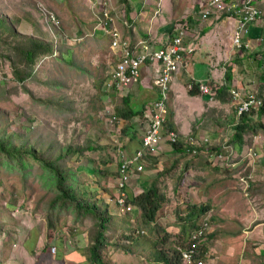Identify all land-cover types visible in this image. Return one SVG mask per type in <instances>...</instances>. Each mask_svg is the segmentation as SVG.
Segmentation results:
<instances>
[{
    "label": "rangeland",
    "instance_id": "obj_1",
    "mask_svg": "<svg viewBox=\"0 0 264 264\" xmlns=\"http://www.w3.org/2000/svg\"><path fill=\"white\" fill-rule=\"evenodd\" d=\"M205 1L127 0V3L140 2L135 9L132 7L133 19L127 21L123 18L121 0H0V57L4 60V69L0 70L2 74L3 70L7 72V76L3 75L4 82L0 83V137L38 150L50 148L46 154L50 157L57 156L64 144L90 146V149L84 148L78 161H68V166L79 176L85 198L97 204L101 211L108 208L109 221L98 250L103 264H165L166 261L185 264L181 253L193 243L191 238L203 223L205 233L197 248L206 264H264V130L245 134L242 145L229 143L227 136L234 133L239 116L228 121L226 117L224 125L220 124L225 133L229 131L227 135L222 132V144H209L210 140L201 136L206 142L197 154L188 156L185 151L190 158L180 157L193 171L185 178L189 182L183 195L172 200L174 210L169 207L166 212L156 213V225L153 221L144 224L140 210L133 204L132 211L115 205L120 117L111 125L104 106L109 100L116 111L122 100L114 94L106 97L103 89L107 73L116 60L110 53L108 37L92 32L103 4H108L105 7L111 12L115 26L128 33L127 26L134 32L142 31L140 26L144 24V31L154 32L161 25H167L166 21L155 19L153 22L148 17L144 22H137L140 11L152 17L158 9L162 12L168 9V19H172L173 25L180 20L189 21L185 17L194 15L195 20L189 21V27L200 23L197 26L200 29L205 20L199 21L197 16ZM256 6L264 16V0L256 2ZM193 29L190 32L196 38ZM25 38L52 42L59 48L54 52L59 57L42 56L31 74L18 81L10 74L14 65H18V50ZM201 47V52L194 54L196 65L205 54V48ZM190 72L196 74L194 67ZM250 114L251 121L264 125L259 112ZM225 149L232 151L227 162L214 159L225 154ZM163 165L168 172L175 168L173 165L169 171L168 163ZM93 169L100 174L94 176ZM198 170L207 171L199 173ZM173 172L167 173L168 178L172 177L169 183L163 184L160 177L157 179L158 189H169L185 176L178 168ZM210 180H214L211 188L216 195L212 199L208 196ZM93 183L96 185L92 186ZM198 192L204 194V202H198ZM50 195L37 179L30 178L24 188L16 172L0 168V223L4 230L0 235V264H90L89 248L99 230L97 217L91 213L75 221L74 215L61 214L54 218V227H50L43 210ZM133 198L129 196L131 201ZM110 202L114 203L112 207ZM201 205L205 211L192 220L187 219L189 208L196 206L194 210H199ZM53 247L55 253L50 251ZM155 251L162 253L165 260L158 262L156 258L161 255L154 256Z\"/></svg>",
    "mask_w": 264,
    "mask_h": 264
},
{
    "label": "crops",
    "instance_id": "obj_2",
    "mask_svg": "<svg viewBox=\"0 0 264 264\" xmlns=\"http://www.w3.org/2000/svg\"><path fill=\"white\" fill-rule=\"evenodd\" d=\"M261 1L262 0L255 1V5L256 2ZM139 3L140 2L127 3L130 11L128 16H123L124 20L126 19L129 21L133 19L131 12L132 7L135 9V5H140ZM144 3L150 4L149 2ZM167 11L168 9L163 10L164 14L161 9H158L154 11L152 17L147 16L144 10L139 12V17L137 19L139 23L144 22L145 17L153 18V22L157 19V21L162 20L168 23L167 25H161V27L154 32L144 31V24L142 26L136 24L135 26H140L142 31L135 30L133 32V28L130 29L124 22L123 24L127 26L128 33H121L130 40H136L142 37L154 43L156 47L162 46L176 33V26L173 25L171 18L168 19ZM185 18H189V21L195 20L194 15L186 16ZM197 19H199V21L201 20L200 15L197 16ZM204 22L205 25L200 27V29L197 28L200 23L196 26L194 23L192 27H189V30L194 27L193 31L195 28L198 29L195 30L196 33L194 34L197 35L196 38L193 37L195 44L194 53L185 56V62H187L186 68L173 74L166 101L168 115L165 126L166 129L177 131L183 137L189 134L204 136L210 140L209 144L219 146L224 141V134L222 132L225 133L224 127L220 124L224 125L223 122L226 117L227 121L231 118L235 119L236 117L235 105L230 95V89L240 91L244 96L250 93H256L259 97H264V39H261L262 33L264 32V16H262L261 21L251 26V34L247 37L250 48L242 50H236L232 46L231 33L235 25L233 18L221 13L212 14ZM190 34L192 33L190 32ZM259 35L261 36L258 39ZM259 40H261L263 44ZM202 45L205 48V50L203 49L205 54L200 62L198 61L199 65H196L194 54L195 52H201ZM109 49L110 53L115 56V52L110 47ZM191 67H194V72H196V74L190 72ZM200 68H202V71H200ZM152 75L150 64H146L145 67L141 69L139 78L134 80L129 88L119 94L122 100L120 110H122L123 114L120 116V132H118L120 133V140L119 137L116 140L119 144L116 149V151L118 150V156L119 151H121L124 157L130 158L135 154V151L138 150L141 135L147 125V121L143 114L144 110L146 106L155 101L158 96V89L149 82V78ZM196 75H198L197 78ZM193 81H207L213 89V98H210L208 94H202L197 91L195 84L189 89L188 84L193 83ZM223 86L226 87L225 92L224 88L222 91ZM220 115H222V118H219ZM261 117H263L262 120H264V115H261ZM140 122H142L141 126H139ZM228 133L229 131L225 134L227 135ZM227 137L229 139L231 136L228 135ZM219 139H221L220 143ZM184 146L185 145L182 143L181 150H179L178 147H174L173 145L171 147L169 143L162 140L153 147L144 149L143 157L140 161L142 172L132 173L126 185L128 198L131 195L135 197L141 194L149 183H156L159 177L160 180H163V184L169 183L172 181V177L168 178V174H173V171L178 168L185 176L181 179L180 183L173 184L169 189L160 187L161 189H159L158 194L161 198V208L160 210L158 209L156 213L166 212L169 207H173L174 210L175 207L172 200L174 201V197L180 198L183 195L185 191L184 188L189 182V178H185L190 174L189 171H193L180 159V157H184L185 159L190 158L187 157ZM237 147L240 148L239 145H237ZM120 160L121 156H119V161ZM163 162L164 164L168 163L167 167L169 171L173 165H175V168L168 172V170H164L165 167ZM262 162H264V159H262ZM211 165L214 167L213 164ZM205 171L207 170H198L197 172L200 173ZM202 180L203 178H201V181ZM213 181L214 180H210L209 183H207L209 188L213 187ZM94 185H96V183L92 184V186ZM209 191L210 195L208 196L211 199L216 196L212 188ZM199 193L200 192L197 193L198 202H204V194ZM111 200L113 199L111 198ZM113 205V202L109 203V207ZM117 206L118 205H116V207ZM157 216L158 215H156V218ZM153 223L156 225L155 221H153Z\"/></svg>",
    "mask_w": 264,
    "mask_h": 264
},
{
    "label": "built area",
    "instance_id": "obj_3",
    "mask_svg": "<svg viewBox=\"0 0 264 264\" xmlns=\"http://www.w3.org/2000/svg\"><path fill=\"white\" fill-rule=\"evenodd\" d=\"M255 1L257 0H237L235 2L234 0H206L200 6V19L206 20L210 15L220 13L233 18L235 25L231 33L232 46L239 50L247 49L250 48L247 37L251 34V26L262 20V12L255 5ZM103 6L104 8L100 17L97 18L92 32L108 37L109 47L116 54L113 68L103 84L104 92L107 93L106 97L110 98L111 94L119 95L129 88L130 84L139 78L140 71L146 64H150V71L153 73L149 78V82L158 89L156 100L149 103L143 113L147 125L141 135L138 150L130 158L124 157L122 152L119 151L121 160L118 165L115 201L118 206L130 211L132 206L127 203L126 185L132 173L142 170L140 161L144 149L153 147L162 140H168L171 144L182 142L185 145L187 154L193 156L197 154L200 146L206 142L204 137L192 134L183 137L177 131L165 128L168 115L166 101L173 74L186 68L185 56L194 53L195 44L193 34L190 36L189 28L187 29L185 24L181 22L175 24L176 33L162 46L156 47L154 43L142 37L130 40L115 26L111 12L107 8L108 4L104 3ZM4 80L5 78L0 70V83ZM193 84L196 85L197 91L208 94L210 98H213V89L207 81H193V83L188 84V88L191 89ZM230 95L235 105L236 116L252 111L258 112L264 104V100L256 93L244 96L240 91L230 89ZM104 112L108 115L111 125H113L117 120V116L115 115V107L109 100L105 103ZM225 151V154H219L214 159H221L223 163L227 162L232 155V151L230 149H225ZM247 157L251 156L247 154ZM204 233L205 223L201 224L193 234L191 238L193 246L184 249L181 253V258L185 264H206L197 248V245L202 242ZM50 251L55 253V248H51ZM196 252L198 253L197 256H195Z\"/></svg>",
    "mask_w": 264,
    "mask_h": 264
},
{
    "label": "trees",
    "instance_id": "obj_4",
    "mask_svg": "<svg viewBox=\"0 0 264 264\" xmlns=\"http://www.w3.org/2000/svg\"><path fill=\"white\" fill-rule=\"evenodd\" d=\"M121 1V3L124 4V13L128 16L130 10L127 5V0ZM235 1L237 0H234V2ZM179 22L185 24L187 29L189 28L188 19L180 20ZM25 39L24 44H21L18 50V65H14L10 74V77L12 75L18 81L25 80L31 74L34 65L42 56L52 55L54 57H59L54 54L55 50L59 48H55L52 42L46 43L30 38ZM0 68L4 69V60L2 57H0ZM6 74L7 72L3 70V75L7 76ZM223 88L225 92L226 87L223 86L222 91ZM258 112L260 115H264V104L260 107ZM122 114L123 112L117 108L115 111L117 118ZM250 115V113H245L237 117V121L234 125L235 130L231 137H229V143H239L242 145L244 143L245 134H256L259 133L260 130H264V125H262V123L259 125L251 121ZM172 145L181 150V143L178 142ZM84 148L90 149V146L64 144L60 146L57 156L50 157L46 155L49 154L50 148L38 150L34 146L16 145L9 138L0 137V168L10 172H16L24 188L27 187V181L30 178L37 179L40 182L41 188H43L46 193L51 194L43 207L46 213L47 224L50 227H54V218H57L61 214L74 215L76 221V219L83 215L89 216L91 213H94V216L98 219L99 230L95 243L89 248L87 260L90 264H103L100 261L98 250L102 247L103 231L106 229V222L109 221V217H107L109 216L108 208L101 211L97 204L89 202L85 198V193L80 188L81 182L79 176L76 174V171L68 166V161H78L80 159L81 155H83ZM184 150L186 151V149ZM216 150L220 152L218 148ZM93 174L95 176L100 173L98 170L93 169ZM158 192L159 189L156 183H149L141 194L133 198V202L131 199L127 198L128 204H133L140 210L144 224L154 221L156 212L161 206V198ZM90 196L92 197L93 193L92 195L90 194ZM195 208L196 206L189 208V212L186 214L188 216L187 219L192 220V217L205 211V207L202 205L199 206V210H194ZM123 210L125 209L123 208ZM3 232V225L0 223V235ZM192 246L191 243L185 249L191 248ZM158 254L161 255L156 258L158 262L164 261L165 256L163 257L162 253L155 251L154 256ZM202 258L205 259L203 255ZM204 261L207 262V260ZM170 263L172 264L171 261H166L165 264Z\"/></svg>",
    "mask_w": 264,
    "mask_h": 264
}]
</instances>
